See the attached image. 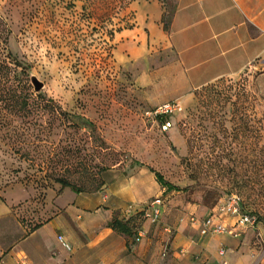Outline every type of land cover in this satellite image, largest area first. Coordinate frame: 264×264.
<instances>
[{"label":"rangeland","instance_id":"obj_1","mask_svg":"<svg viewBox=\"0 0 264 264\" xmlns=\"http://www.w3.org/2000/svg\"><path fill=\"white\" fill-rule=\"evenodd\" d=\"M159 3L168 30L175 3ZM159 3L0 0V18L10 31L6 49L24 67L25 75L18 74L30 92L24 111L0 101L1 245L29 232L32 213L45 208L51 214L71 201L74 192L61 191L54 180L63 178L80 193L98 194L109 204L104 209L121 186L126 204L142 207L167 196L163 229L179 228L194 242L196 209L206 211L235 193L257 223L218 248H225L228 264H264V194L257 173L264 166V57L191 89L189 74L166 48ZM106 10L118 12L104 20ZM33 79L42 83L39 91ZM170 101L182 109L163 131L146 111ZM149 168L173 188L161 186ZM111 209V220L123 219L122 208Z\"/></svg>","mask_w":264,"mask_h":264},{"label":"crops","instance_id":"obj_2","mask_svg":"<svg viewBox=\"0 0 264 264\" xmlns=\"http://www.w3.org/2000/svg\"><path fill=\"white\" fill-rule=\"evenodd\" d=\"M173 1L166 48L182 73L189 74L191 89L238 74L264 57V0ZM159 5L161 18L164 9ZM113 194L109 209L103 208L109 204H103L96 193L74 192L71 201L56 206L51 214L45 208L32 213L31 221L39 226L8 246L0 244V264H219L218 244L232 242L225 234L201 236L197 223H192L196 242L179 228L166 232L167 196L159 222L144 220L141 228L145 234L135 241L134 235L111 229V208L141 207L134 202L126 204L129 198L124 186ZM211 210L199 207L196 218L203 219ZM17 229L20 231L19 225ZM59 235L63 243L58 241Z\"/></svg>","mask_w":264,"mask_h":264},{"label":"built area","instance_id":"obj_3","mask_svg":"<svg viewBox=\"0 0 264 264\" xmlns=\"http://www.w3.org/2000/svg\"><path fill=\"white\" fill-rule=\"evenodd\" d=\"M181 105L176 101H170L156 106L154 109L146 111L148 117L159 121L160 127L163 131L172 127V116L180 112ZM163 195H157L146 201L144 205L139 208L143 211L145 220L151 224L159 222L162 214V206L164 203ZM211 212L203 219L191 218L192 223L198 224V231L201 236L205 235H228L232 238H239L241 231L246 228H253L256 226L257 217L242 208L241 197L235 193H229L219 199V201L211 208ZM138 210V209H136ZM135 209L127 208L124 210L126 216L132 215ZM226 219H230L231 223H227ZM166 232L169 231L167 227L164 228ZM145 232L141 225L136 229L134 240L140 241ZM58 241L63 243V237L59 235ZM218 255L220 257L219 264H228L227 253L223 246L219 247Z\"/></svg>","mask_w":264,"mask_h":264},{"label":"trees","instance_id":"obj_4","mask_svg":"<svg viewBox=\"0 0 264 264\" xmlns=\"http://www.w3.org/2000/svg\"><path fill=\"white\" fill-rule=\"evenodd\" d=\"M160 1L164 3V0H160ZM163 9L164 10L161 16V22L163 23V28L167 30V23L164 22V18L166 17L164 6ZM109 11H114V13L118 12L117 10L116 11L106 10L105 14L101 18L104 20H109V17H107ZM172 14L173 12H171V16H169L167 22H170ZM1 20L2 19L0 18V101L3 102L6 101L4 104L5 107L10 108L11 110L16 109L17 112H20L28 108V104L30 101L29 84L27 83L26 78H21L18 74V73H22L23 75H25L24 67H22L21 63L17 59H15L12 56V54L6 49L7 35L9 34L10 31L7 27H5L2 24L3 21ZM38 96H40V94H38ZM51 108L53 109V107ZM136 164H141V163L136 162ZM149 170L154 173L156 181L161 186L166 187L167 190H171L173 188V185H171L169 182L164 180V178L160 173L152 170L151 168H149ZM257 173L260 179L259 187L261 192H263L264 194V166L259 167ZM54 180L60 184L61 186L60 189L64 187H69L71 190H73L76 193L81 192L79 188L74 187L63 178H56ZM241 202H242L243 210L247 211L245 209V204L242 198H241ZM247 212L253 214L250 211ZM133 214L134 215H130V216H126L125 214H123L122 217L123 219L113 218L110 221L109 226L111 227V229L115 230L118 233L124 234L126 236H133L136 232V229L145 220L142 210L138 209ZM136 215L140 217L138 221L134 219V216ZM38 226L39 223L34 222L32 224V228L29 231L34 230Z\"/></svg>","mask_w":264,"mask_h":264},{"label":"water","instance_id":"obj_5","mask_svg":"<svg viewBox=\"0 0 264 264\" xmlns=\"http://www.w3.org/2000/svg\"><path fill=\"white\" fill-rule=\"evenodd\" d=\"M33 85H34V89H35V91H39L40 89H41V87H42V83L41 82H39L38 80H36V79H33Z\"/></svg>","mask_w":264,"mask_h":264}]
</instances>
